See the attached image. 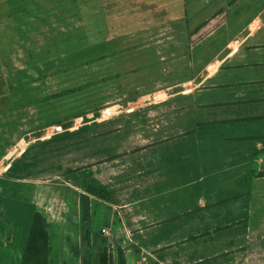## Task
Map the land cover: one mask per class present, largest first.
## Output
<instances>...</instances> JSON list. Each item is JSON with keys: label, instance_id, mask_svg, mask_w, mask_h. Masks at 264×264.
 Masks as SVG:
<instances>
[{"label": "rangeland", "instance_id": "1", "mask_svg": "<svg viewBox=\"0 0 264 264\" xmlns=\"http://www.w3.org/2000/svg\"><path fill=\"white\" fill-rule=\"evenodd\" d=\"M152 1H139L132 15L124 0L0 2V63L13 58L20 73L17 87L10 94L5 88L0 103L1 154L24 148L29 164L0 182V264L19 259L29 206L48 208L43 215L52 220L49 233L63 230V244L74 254L71 245H80V229L70 208L84 185L96 180L112 199L90 198L91 226L98 234L92 239L94 252L101 239L116 244L125 236L139 245L145 240L138 232L154 221L155 212L167 210L168 216L172 203L179 202L182 212L187 202L193 210L199 200H218L230 162L223 154L251 150L244 144H196L188 155V178L167 172L165 153L156 144L184 132L199 111L187 93L192 72L187 32L163 23L173 16L156 13ZM77 51L82 57L70 69L67 54ZM77 111L84 115L70 119L69 130L85 119L91 126L87 132L39 145L60 134L51 127H63L64 118ZM201 210L195 217L204 216Z\"/></svg>", "mask_w": 264, "mask_h": 264}, {"label": "crops", "instance_id": "2", "mask_svg": "<svg viewBox=\"0 0 264 264\" xmlns=\"http://www.w3.org/2000/svg\"><path fill=\"white\" fill-rule=\"evenodd\" d=\"M139 1L144 2L124 0L127 14L135 12L132 6ZM151 4L156 13L173 16L163 23L187 32L192 71L187 93L201 120L221 121L224 133L219 140L206 141L251 145V150L237 148L223 154L230 162L224 169L225 180L219 183L218 200H199L193 210L187 202L182 212L176 201L171 204V215L166 216L167 210L155 212L154 221L138 232L145 240L139 245L125 236L116 244L109 242L112 259L116 260L120 250L125 264H264V177H257L264 172V0H156ZM15 65L13 58L0 63V103L5 88L10 94L18 85L20 73ZM4 148H0V182L25 151L14 148L4 155ZM17 190L20 193V185ZM30 196L29 204L34 199ZM15 198H21L20 194ZM29 207V216L33 211L48 214L46 206ZM200 209L204 216L195 217ZM181 221L185 223L180 227L177 223ZM194 222L198 224L189 226ZM167 224H172L168 230L160 229ZM94 234L91 226V241ZM66 235L63 230L50 234V264H80L79 257L67 252L63 244ZM97 254L98 250L91 264H98Z\"/></svg>", "mask_w": 264, "mask_h": 264}, {"label": "trees", "instance_id": "3", "mask_svg": "<svg viewBox=\"0 0 264 264\" xmlns=\"http://www.w3.org/2000/svg\"><path fill=\"white\" fill-rule=\"evenodd\" d=\"M79 52H69L65 63L70 69L76 67L77 58H81ZM64 63V62H63ZM83 112H73L70 116L64 118L62 131L60 134H55L52 138L39 142V145L45 146L52 140H63L65 138H72L73 136L87 132L91 126H88L84 119V125L77 130L70 131V119L83 116ZM221 121L203 122L201 115H198L194 122L182 133L177 134L171 138H166L159 141L156 146L162 149L165 153L163 163L166 168H170L169 173L174 176L188 178L190 168L189 154L192 153V147H202V143H206L207 139H221L224 136L221 130ZM207 144V143H206ZM27 150L12 162L7 170L8 177H15L14 174L23 171L29 164H26L25 156ZM111 156L110 159H114ZM108 159V158H107ZM193 166V165H192ZM87 176L88 173L84 172ZM257 177H264V172H260ZM84 192L79 195L77 205L71 206V214L77 217L80 229V245H71V249L75 256L79 257L80 264H91L94 255V250L91 241V216H90V198H95L99 201L109 203L112 199V192L103 184L96 180H90L84 185ZM49 224L45 216L33 211L30 214V219L26 227V236L23 241L19 259L15 264H50L49 263ZM98 264H125L123 255L120 250H117L116 260L113 261L110 253V243L101 239L100 247L97 254Z\"/></svg>", "mask_w": 264, "mask_h": 264}, {"label": "built area", "instance_id": "4", "mask_svg": "<svg viewBox=\"0 0 264 264\" xmlns=\"http://www.w3.org/2000/svg\"><path fill=\"white\" fill-rule=\"evenodd\" d=\"M51 128L54 129V130H53V131H54L53 134H55V133H60V132L64 131V130L62 129L61 126H54V127H51ZM68 130H69V128H68ZM101 232H102L103 234H106V235L108 234V232H107L105 229H102Z\"/></svg>", "mask_w": 264, "mask_h": 264}]
</instances>
